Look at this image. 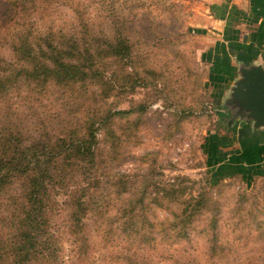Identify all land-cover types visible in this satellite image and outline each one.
<instances>
[{"label": "rangeland", "instance_id": "1", "mask_svg": "<svg viewBox=\"0 0 264 264\" xmlns=\"http://www.w3.org/2000/svg\"><path fill=\"white\" fill-rule=\"evenodd\" d=\"M7 1L0 0V14ZM205 1L38 0V13L29 7L14 28L0 24V70L11 77L27 62L11 48L15 31L29 29L35 51L73 42L104 51L114 37L127 39V56L95 54V68L73 85L22 75L0 88L6 161L17 157L13 147L59 148L63 131L83 133L86 119L94 122L93 161L70 172L59 154L54 178L65 177L69 189L50 193L60 231L71 224L65 196L86 201L83 235L94 256H103L98 264H264V178L211 185L201 148L223 125L194 34L208 12ZM18 175L0 189V220L21 214L27 186ZM124 215L135 220L127 230ZM63 239L67 253L71 236Z\"/></svg>", "mask_w": 264, "mask_h": 264}, {"label": "trees", "instance_id": "2", "mask_svg": "<svg viewBox=\"0 0 264 264\" xmlns=\"http://www.w3.org/2000/svg\"><path fill=\"white\" fill-rule=\"evenodd\" d=\"M29 7L32 13H38L36 9L40 7V3L38 0H8L7 8L0 14V24L4 29L11 25L14 28V24L19 23L18 17L26 15ZM76 13L80 17L83 14L79 11ZM14 33L12 40L17 41L11 44V48L15 50L20 59L26 58L27 62H25V66H20L13 77L10 72L5 74L0 70V88H3L11 79L17 80L22 75L32 81L46 82L48 79L54 78L59 83L64 82L63 84L66 86L73 85L75 81L86 77L85 68L87 70L95 68V54L99 55L106 51L109 52L106 54L113 56H127L129 52L127 39L122 34H120L122 37H114L115 42L109 41L104 51L99 46L90 45L85 48L76 42L62 48L48 44L46 50L39 48L35 51L32 47V44L35 43L28 37L31 36L34 40L37 37L30 35L29 29L25 31V35L20 31ZM106 119L104 118L102 121ZM90 120V118L86 119L85 125L87 126H83V133L72 128L63 131L64 139H62L59 148L47 149L49 145L38 148L20 145L19 148L9 149L13 150L17 157L9 156L10 160L6 161L0 156V189L11 183L10 179L14 178L16 174L24 177L27 186L25 204L21 214L12 215L10 213L9 219L2 218L0 220V264H98L99 259L102 261L103 256L101 254L97 257L94 256L95 246L89 243L86 236L83 235L85 224L81 216L88 209L83 197L73 194L69 197L65 196L68 199L66 203L69 208L65 222L71 224H64L66 229L60 231L57 229V224L55 227L56 222L52 215L54 213V216H60L57 213L59 210L55 209V195L50 193L53 191L52 188L60 189L63 193L69 189V181L65 177L54 178V171L59 167L61 169L60 162H58L59 154H63L67 160H70L67 165V168L71 167L70 172L75 170L73 167L78 166L79 162L93 161L97 140L93 128L94 122ZM51 154L52 156L49 157ZM15 199L19 205L17 198ZM201 203L197 202L196 204L201 208ZM190 217L191 215L186 216L185 223H190ZM174 220H176L175 217ZM123 221L125 230H127L128 223L130 225L135 223L133 216L126 219V215H124ZM183 223L180 220L177 225L183 226ZM71 226L75 229L69 231ZM125 232L127 231H124V234L127 235ZM68 233L71 236L70 243L73 247L65 253L63 238ZM111 253H113L112 250Z\"/></svg>", "mask_w": 264, "mask_h": 264}, {"label": "crops", "instance_id": "3", "mask_svg": "<svg viewBox=\"0 0 264 264\" xmlns=\"http://www.w3.org/2000/svg\"><path fill=\"white\" fill-rule=\"evenodd\" d=\"M208 12L194 29L198 54L207 66L220 116L217 130L210 131L201 148L211 185L233 177L245 184L264 178V131L231 116L223 99L228 85L238 76L242 61L264 67V0H206Z\"/></svg>", "mask_w": 264, "mask_h": 264}, {"label": "water", "instance_id": "4", "mask_svg": "<svg viewBox=\"0 0 264 264\" xmlns=\"http://www.w3.org/2000/svg\"><path fill=\"white\" fill-rule=\"evenodd\" d=\"M238 76L226 89L225 110L231 116L264 131V67L261 64L240 62Z\"/></svg>", "mask_w": 264, "mask_h": 264}]
</instances>
